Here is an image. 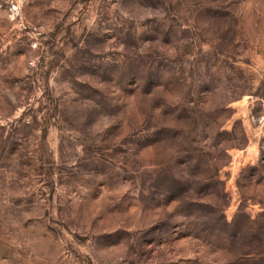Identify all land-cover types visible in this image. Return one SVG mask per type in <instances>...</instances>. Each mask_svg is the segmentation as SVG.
Returning a JSON list of instances; mask_svg holds the SVG:
<instances>
[{"label": "rangeland", "instance_id": "1", "mask_svg": "<svg viewBox=\"0 0 264 264\" xmlns=\"http://www.w3.org/2000/svg\"><path fill=\"white\" fill-rule=\"evenodd\" d=\"M0 264H264V0H0Z\"/></svg>", "mask_w": 264, "mask_h": 264}, {"label": "built area", "instance_id": "2", "mask_svg": "<svg viewBox=\"0 0 264 264\" xmlns=\"http://www.w3.org/2000/svg\"><path fill=\"white\" fill-rule=\"evenodd\" d=\"M26 0H9V10L11 13L15 14L21 8L22 3Z\"/></svg>", "mask_w": 264, "mask_h": 264}]
</instances>
